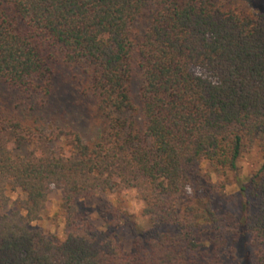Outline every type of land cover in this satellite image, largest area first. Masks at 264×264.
<instances>
[{"label":"trees","instance_id":"obj_1","mask_svg":"<svg viewBox=\"0 0 264 264\" xmlns=\"http://www.w3.org/2000/svg\"><path fill=\"white\" fill-rule=\"evenodd\" d=\"M143 9L134 43L128 27ZM256 12L215 0H0L6 98H48L65 71L103 123L91 142L53 136L0 97V264H264V5ZM22 145L31 150L15 154ZM252 152L233 216L227 176ZM52 189L65 206L62 241L30 228ZM128 192L137 221L117 205L96 228L74 207Z\"/></svg>","mask_w":264,"mask_h":264},{"label":"rangeland","instance_id":"obj_2","mask_svg":"<svg viewBox=\"0 0 264 264\" xmlns=\"http://www.w3.org/2000/svg\"><path fill=\"white\" fill-rule=\"evenodd\" d=\"M215 4L223 12L255 17L257 15L256 9L264 5V0H215ZM147 15V10L143 9L128 27V35L134 43L142 37L147 23ZM139 87L140 81L135 76L130 85L131 94L135 100ZM52 88L48 98L42 99L39 95L26 97L15 93L8 95V99L5 89L0 86V97L6 100L8 107H16L18 113L41 125L46 133L52 132L54 136L60 131L68 130L79 135L84 142L94 140L103 123L99 118L92 115L90 100L83 97L78 89L69 82L65 71L57 72ZM49 148L55 151L61 148L63 152L66 151L59 142L50 143ZM30 150V146L22 145L14 153L22 155ZM257 165L258 157L253 152L243 155L237 161L235 175L229 174L227 176L228 185L225 187V195L232 197L227 204V209L233 216H237L238 212L236 179L242 182L250 169L257 167ZM16 197V194H13L10 201L12 202ZM117 205L130 216L132 222L137 221L142 205L135 198L134 192H128L120 197L104 194L88 200L77 201L74 207L77 214L83 215L94 227L100 228L103 225L102 214ZM64 215L65 206L63 205L62 193L60 190L52 189L47 195V201L40 213V219L31 223L30 228L40 230L48 239L62 241L65 237ZM137 223L139 228L146 227L145 222ZM117 233L122 241L123 249L129 250L131 242L129 229L122 226L118 228ZM245 239L243 237L240 244H243ZM243 252H247L245 247H243Z\"/></svg>","mask_w":264,"mask_h":264}]
</instances>
